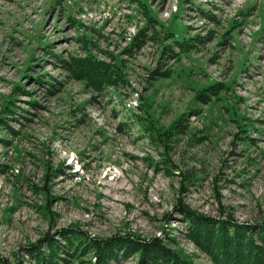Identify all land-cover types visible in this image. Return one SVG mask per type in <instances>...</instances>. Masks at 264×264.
<instances>
[{"label": "rangeland", "instance_id": "rangeland-1", "mask_svg": "<svg viewBox=\"0 0 264 264\" xmlns=\"http://www.w3.org/2000/svg\"><path fill=\"white\" fill-rule=\"evenodd\" d=\"M86 57L114 87L74 78ZM180 204L264 219V0H0V256L77 228L212 264Z\"/></svg>", "mask_w": 264, "mask_h": 264}, {"label": "trees", "instance_id": "trees-1", "mask_svg": "<svg viewBox=\"0 0 264 264\" xmlns=\"http://www.w3.org/2000/svg\"><path fill=\"white\" fill-rule=\"evenodd\" d=\"M67 69L96 92L115 86L116 69L91 57L73 59ZM179 128L181 124L177 123L171 129L148 134L166 147L167 140L178 134ZM177 208L185 222L184 237L212 264H264V219L256 224H239L231 217L216 219L201 215L183 204ZM24 254L27 261L17 258L10 262L0 256V264H121L135 256L136 264H194L160 237L100 238L77 228L58 231L55 237L45 236L26 247Z\"/></svg>", "mask_w": 264, "mask_h": 264}]
</instances>
